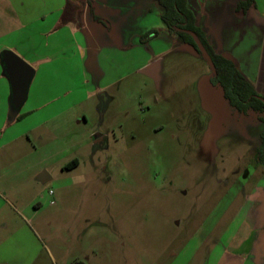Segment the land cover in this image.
Listing matches in <instances>:
<instances>
[{"label": "rangeland", "instance_id": "374dc122", "mask_svg": "<svg viewBox=\"0 0 264 264\" xmlns=\"http://www.w3.org/2000/svg\"><path fill=\"white\" fill-rule=\"evenodd\" d=\"M48 2L14 0L15 11L0 0V43L23 44L24 10L37 18L52 7ZM141 3L132 0L135 15L129 10L132 20L141 15L137 23H115L104 36L87 23V0H72L77 8L68 18L77 13L73 24L93 30L95 50L85 56L87 31H67L65 17L59 33L36 34L28 48L35 60L12 49L36 74L25 104L11 112L21 113L44 91L57 98L28 121L47 116L38 132L43 140L32 134L39 150L29 153L52 180L41 187L36 215L40 200L34 193L27 199L32 217L26 249L19 248L29 255L24 264H237L238 258L263 264L264 167L255 155L264 123L229 104L203 55L190 46L142 42L162 22L159 13L145 16ZM103 20L110 31L111 19ZM116 44L131 53L120 55ZM157 47L168 50L155 71L134 70L137 53L153 57ZM119 62L125 67L117 73ZM119 75L124 79L106 96L97 93ZM55 111L63 115L50 120ZM95 135L104 137L98 145ZM75 159L79 166L68 169ZM20 240L15 237L17 248Z\"/></svg>", "mask_w": 264, "mask_h": 264}, {"label": "crops", "instance_id": "0c3cea01", "mask_svg": "<svg viewBox=\"0 0 264 264\" xmlns=\"http://www.w3.org/2000/svg\"><path fill=\"white\" fill-rule=\"evenodd\" d=\"M51 1L52 7L48 5L49 11L45 12L46 9H44L41 16L37 18L30 17L28 11L24 10L26 15L24 14L25 17L22 19L23 23L20 21L22 29L27 31L26 41L23 44L20 43L22 39L14 44L0 43V264H24V262H28L29 255L26 254V250L21 251L19 249L20 247L26 249V241L23 240V237L26 239V230L31 229L30 217L32 216H29L31 200L27 199H30L32 193H34L35 199L40 200L39 206L34 209L36 215L43 207L41 199L44 196H42L43 190L41 187L52 180L50 175L43 171L44 165L31 162V153H29L32 150H39L38 145L33 143L32 134L37 133L38 142L43 140L42 134H38V132L42 123L46 124L48 122L47 116L43 122L33 125L28 121H30L31 114L35 110L52 103L54 106L57 105L55 101L57 98L48 97V93L44 91L21 113L14 114L11 112V108H13L11 103L12 90L4 71L2 51L7 47L28 54V57L35 60L36 53L30 52L28 48L29 46L33 47V42L37 41L36 34L39 33L41 36H45L54 32L55 34L59 33L56 31L59 29V23L65 16L68 6V0ZM140 1L142 2L140 7L145 9V16L154 13L155 15L159 13L161 16L160 8L152 0ZM243 1L245 0H188V3L195 13L198 26L206 33L208 41L215 51L234 59L242 73L253 83L256 91L264 96V0H254L252 8L246 13H239L237 12L238 5ZM8 2L14 10V0H8ZM42 2L49 3L48 0H42ZM93 2L96 16H100L102 19L103 17L111 19L109 22L111 30L107 31L106 27H103L100 22L98 23L92 14L88 13V17H85L87 23L90 22V25L93 23V25L98 26L101 29L98 32L103 33L104 36L115 31L118 25L137 23L142 18L141 15L138 19L136 17L134 20L129 18V10L132 11L130 14L135 15L133 10L137 7L135 4V7L132 5V0L131 4L129 0H93ZM20 6L23 7L25 4L22 2ZM88 12H91V9ZM89 17H92V21ZM161 22L162 25H158L161 33L154 37L153 41L163 38L164 43L170 44V46L175 45V36L167 32L162 20ZM68 23L67 31L82 35L87 31L89 35V38L86 39L88 46L82 49V55L85 56V52L88 50H95L91 41L93 30H90L89 26L87 29L79 24L76 26L73 21ZM115 23L118 25L116 26ZM43 24L46 25L45 29H43ZM123 28L126 29L125 26ZM21 30H19L20 33ZM121 45H114L116 49L120 47V50H118L120 55L127 52L131 53L129 46ZM156 50L158 52H155L153 57L137 53L141 56V59L132 61L133 65L136 66L134 70L143 73L154 62L159 63L160 56L168 49L163 50L162 48L159 50V47H157ZM119 65L116 69L117 73L125 67L121 62H119ZM122 79H124V76H116L112 83L100 85L98 87L99 91L96 92L104 97L107 94V89L111 85L120 83ZM55 113L56 111L54 113L50 112V120H56L63 115L62 112ZM73 161L78 162V165L70 170L77 168L80 164L77 159ZM71 162L66 166L69 167ZM44 172L47 181L41 183L38 179ZM16 236L21 239L18 248L15 244ZM15 250L19 252L17 257H15ZM262 262L264 264V259H262ZM237 264H242L240 258H238Z\"/></svg>", "mask_w": 264, "mask_h": 264}, {"label": "trees", "instance_id": "16d2710c", "mask_svg": "<svg viewBox=\"0 0 264 264\" xmlns=\"http://www.w3.org/2000/svg\"><path fill=\"white\" fill-rule=\"evenodd\" d=\"M152 1L161 10V20L163 21L166 31L176 37L178 36L179 40L176 39L178 43L188 45L196 53L202 55L192 36V33L200 39L216 67V72L212 74L211 82L213 85L220 86L222 88L224 97L229 102V104L238 113L252 115L257 120L264 123V96L260 95L256 91L253 83L242 73L238 63L234 59H232L230 56L219 54L215 51V49L209 43L206 33L200 26H198L197 18L193 10L189 7L188 0ZM71 3L72 0H68V6L64 16L65 23L73 21V19L76 18L75 16L77 13L68 18L69 9L76 7ZM87 3L91 9L93 18L96 21L105 24V20L95 15L93 0H87ZM253 6L254 0H245L238 5L237 12L246 13ZM80 15L81 14L78 13V17ZM160 32V30H152L144 38H142V42L145 43L146 38L150 39L158 36ZM255 160L257 165L264 167V130L261 133V144L257 149ZM77 165L78 162L73 161L67 168L71 169Z\"/></svg>", "mask_w": 264, "mask_h": 264}, {"label": "water", "instance_id": "95a60500", "mask_svg": "<svg viewBox=\"0 0 264 264\" xmlns=\"http://www.w3.org/2000/svg\"><path fill=\"white\" fill-rule=\"evenodd\" d=\"M192 36L198 46V49L210 66L212 74H214L216 72V67L211 56L209 55L200 39L193 33ZM2 63L4 65L5 74L7 75L11 85L12 106L15 110H19L23 107L27 100L30 84L35 77L36 71L30 64H28L23 58H21L10 48H5L2 51ZM158 64V62H154L146 70H144V72H146L147 70L156 69ZM98 136L99 135H95L94 138H97ZM45 175V172L41 174L38 179L39 182L46 183L47 180L45 178Z\"/></svg>", "mask_w": 264, "mask_h": 264}, {"label": "flooded vegetation", "instance_id": "af4514ba", "mask_svg": "<svg viewBox=\"0 0 264 264\" xmlns=\"http://www.w3.org/2000/svg\"><path fill=\"white\" fill-rule=\"evenodd\" d=\"M103 140H104V137L101 136V135H99L97 138H94V142H95L96 145H98Z\"/></svg>", "mask_w": 264, "mask_h": 264}, {"label": "built area", "instance_id": "2783aa9c", "mask_svg": "<svg viewBox=\"0 0 264 264\" xmlns=\"http://www.w3.org/2000/svg\"><path fill=\"white\" fill-rule=\"evenodd\" d=\"M51 193H52V191H51Z\"/></svg>", "mask_w": 264, "mask_h": 264}]
</instances>
